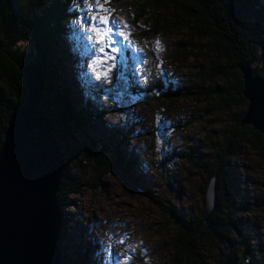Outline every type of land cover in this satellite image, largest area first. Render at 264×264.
Returning <instances> with one entry per match:
<instances>
[{"label": "rangeland", "instance_id": "rangeland-1", "mask_svg": "<svg viewBox=\"0 0 264 264\" xmlns=\"http://www.w3.org/2000/svg\"><path fill=\"white\" fill-rule=\"evenodd\" d=\"M133 2L110 0L106 5L114 9L109 17L110 23L114 20L121 30L130 33L132 47L120 36H114L120 41L115 45L117 49L126 50L113 54L116 66L107 77L101 74L97 79V73L105 71L107 65L97 69L89 67L99 45L86 39L76 23L84 15L82 8L74 6L73 0L69 1L71 10L76 13L72 22L73 34L57 46L58 52L66 47L71 54L62 63L65 70L61 78L67 82L63 90L69 91L67 100L72 106L83 109L88 108V103L99 118L79 135L80 147L90 140L109 141L121 152L120 164L126 167L131 161L133 165L129 172L104 175L92 169V164L86 166L83 180L90 184L82 186L80 193L69 194L62 208L63 220L70 226L67 234L62 236L61 264H80L84 257L82 264L170 263L171 251L166 244L177 228L168 215L149 202L146 195L162 200L181 215L190 218L202 215L203 210L205 212L202 199L205 163L213 152L216 153L215 142L229 132L234 115L245 113L247 109L242 106L241 110L206 116L207 105L198 96L179 98L170 103L160 94L150 92L148 89L159 77L162 80L169 78L175 86H192V72L200 66L199 60H192V56L202 46L192 40L179 48L178 61L173 62L168 57L179 41L187 39L185 33L143 36L130 18ZM144 22L150 20L147 18ZM112 27L115 31L116 25ZM156 41H159V48ZM18 49L28 53L27 48ZM55 59L50 61L51 67ZM258 65H262L260 61L255 67ZM135 83L143 88L141 92L133 88ZM249 137L246 135L245 141ZM74 153L78 152L74 150ZM230 163L237 174V197L240 199L245 193L252 200L249 211L242 214L240 210L235 213L226 211L225 219L231 214L236 215L243 229L256 234L257 244L263 250L264 156L245 142L243 152L232 157ZM69 173L74 174V169ZM221 247L207 246V256L225 253L226 249Z\"/></svg>", "mask_w": 264, "mask_h": 264}, {"label": "trees", "instance_id": "trees-1", "mask_svg": "<svg viewBox=\"0 0 264 264\" xmlns=\"http://www.w3.org/2000/svg\"><path fill=\"white\" fill-rule=\"evenodd\" d=\"M69 1L0 0V146L8 118L27 96L25 80L4 50L6 47L31 49L43 63L45 72L46 89L41 106L55 121L56 138L64 145L66 153L64 175L57 193L61 209L69 194L80 193L82 186L89 183L83 180L87 165L92 164L91 168L100 175L129 172L133 165L130 161L128 166H122L121 152L114 149L109 141L90 140L80 147L79 135L99 118L88 103V108L83 109L72 106L67 100L69 91L63 90L67 82L61 78L65 70L62 63L71 54L66 47L58 52L57 46L73 34L72 22L76 13L71 10ZM130 18L137 32L143 36L185 33L187 39L179 41L168 57L173 62L178 61L179 48L192 40L202 46L192 56V60L200 62L198 69L192 72V86H175L169 78L162 80L159 77L148 89L150 92L160 94L170 103L179 98L198 96L207 105L206 116L225 114L247 106L242 96L239 66L255 67L260 55H264V0H134ZM147 18L150 20L148 23L144 22ZM54 59L51 67L49 63ZM133 88L140 92L143 90L137 83ZM243 115L244 112L234 115L229 132L215 142L216 153L213 152L205 163L204 206L207 186L214 176L217 177V208L209 218H205L204 210L196 218L181 215L162 200L146 195L149 202L168 215L177 228L166 244L171 251L170 263L164 264H264V249L258 246L256 234L243 229L236 215L231 214L226 219L224 215L226 211L235 213L240 210L241 214L249 211L252 200L245 193L240 199L237 197L239 189L236 171L230 163L232 157L243 152L245 142L264 156V136L252 127H241ZM248 134L250 137L245 141ZM72 169L75 173L70 175ZM62 225L64 237L70 225L66 220ZM211 244L222 246L225 253L207 256V246Z\"/></svg>", "mask_w": 264, "mask_h": 264}, {"label": "water", "instance_id": "water-1", "mask_svg": "<svg viewBox=\"0 0 264 264\" xmlns=\"http://www.w3.org/2000/svg\"><path fill=\"white\" fill-rule=\"evenodd\" d=\"M4 52L22 74L27 96L8 118L0 146V264H61L64 213L57 193L66 153L56 138L55 121L41 106L43 63L31 49L6 47ZM259 61L262 67L239 66L247 102L241 126L264 136L263 55ZM215 207L216 176L205 193L206 219Z\"/></svg>", "mask_w": 264, "mask_h": 264}, {"label": "snow or ice", "instance_id": "snow-or-ice-1", "mask_svg": "<svg viewBox=\"0 0 264 264\" xmlns=\"http://www.w3.org/2000/svg\"><path fill=\"white\" fill-rule=\"evenodd\" d=\"M110 0H73L74 6L82 8L84 15L76 22L81 31L86 35V39L94 45H99L95 48V53L89 64L90 68H107L102 73H97V79H100L101 74L107 77L108 73L116 65L114 61L116 56L113 55L118 51L124 52L126 49H117L115 46L120 41H116L113 37L120 36L122 41L129 47H132V42L129 39L130 33H125L120 29V25L116 21H109V17L114 9L106 7ZM112 25H116L115 31ZM127 28V25H124ZM156 46L159 48V41H156ZM107 49V51H106ZM139 51V49H137ZM112 61V63H109ZM123 243V241H121Z\"/></svg>", "mask_w": 264, "mask_h": 264}]
</instances>
